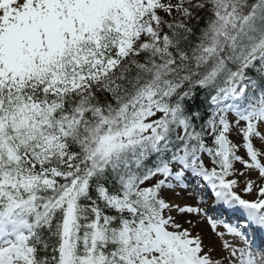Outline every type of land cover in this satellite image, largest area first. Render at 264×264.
I'll use <instances>...</instances> for the list:
<instances>
[{"label":"snow or ice","instance_id":"6c2138e0","mask_svg":"<svg viewBox=\"0 0 264 264\" xmlns=\"http://www.w3.org/2000/svg\"><path fill=\"white\" fill-rule=\"evenodd\" d=\"M0 264H264V0H0Z\"/></svg>","mask_w":264,"mask_h":264},{"label":"rangeland","instance_id":"374dc122","mask_svg":"<svg viewBox=\"0 0 264 264\" xmlns=\"http://www.w3.org/2000/svg\"><path fill=\"white\" fill-rule=\"evenodd\" d=\"M191 202H192V201H189V203H191ZM202 227H206V226H203V225H202Z\"/></svg>","mask_w":264,"mask_h":264}]
</instances>
